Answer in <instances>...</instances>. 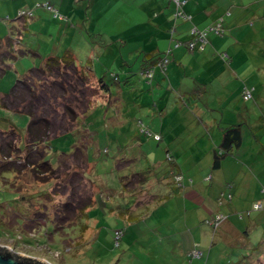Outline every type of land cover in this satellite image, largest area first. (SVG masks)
Segmentation results:
<instances>
[{"label":"rangeland","instance_id":"obj_1","mask_svg":"<svg viewBox=\"0 0 264 264\" xmlns=\"http://www.w3.org/2000/svg\"><path fill=\"white\" fill-rule=\"evenodd\" d=\"M7 3L8 0H0V5L4 6ZM40 8L45 9L41 12L42 18L38 14L35 17H31V21L35 19V23L32 25L33 29L31 32L22 36L23 45H20L22 42L17 40V29L12 27L14 21H4L2 17L6 16L7 13L0 10V38L7 35L8 37L13 36L15 38L13 40L14 49L32 46L40 53L38 55L24 53L11 61H6L8 68L6 72L0 74V95L1 93L10 91L17 79L29 72V66L41 65L43 64L44 57L56 54L51 50L54 43L60 47V50L65 48L63 46L71 44L68 37L69 34L66 32L68 29L65 22L60 19L54 20L49 10L44 7ZM37 9L39 8H35V10ZM249 9V11L254 10L251 6ZM262 20H255L254 24L250 25L252 26L251 29L257 28L255 35L251 34L248 29L242 28V23L234 26V28H226L223 34H214L219 39L226 38L232 34L231 38L233 40L238 39L240 40L239 42L246 40V43L243 44L244 51L241 54L239 52V55L234 58L235 63L238 65V76H233L234 79L227 82V89L221 84L219 87V84L215 81V85L213 86V101L219 104L223 101L222 95H225V93L232 95L235 88L241 83L243 85L244 82H247L255 87L251 99L244 100L240 96L239 91L237 98H233L229 103L216 107L215 111H218L222 106L230 109V111H233L232 106H236L238 111H264V19ZM66 22L68 25L70 24L67 19ZM110 22L112 23V21ZM99 23L98 19L89 21L86 27L99 25ZM90 34L91 36L86 35L85 37H81L78 40L79 42L73 44L77 53L78 64H81V62H84L85 65L88 64L86 58L89 55L92 56V65L95 67L96 72L104 75L107 73L105 78L108 84L111 83L110 91L102 90L96 92L97 102L95 106L98 104L99 106L91 110L103 111L100 123L90 122L91 128L93 131L96 130L97 133L92 142L87 143L89 147L88 152L95 165L88 176L93 179L95 175L96 178H99V182L93 184L90 180H86L82 176L79 177L75 173L77 168V170H82L81 167H85L86 165L85 162L78 160V157L73 156V158L61 155L59 163L54 170L55 176L52 179L54 187L52 186L50 189L52 192H63L64 196L70 198L72 196H81L82 194L86 197L90 195L88 193H94L97 201L90 212L89 221L91 227L86 234V240L81 243H75L73 250L75 254L70 251H64L67 260L62 254L59 255L58 250H52L40 244L30 245L13 240L16 233L20 231L19 228L24 225V218H30V210L27 207L24 215H22L23 210L20 211L21 206L17 205L18 199L16 196L21 194L22 191L24 192L26 188L32 187L33 190H37L40 184L43 185V189L47 188L46 184L48 181L46 180L50 179L51 176L37 174L31 167L26 166L27 164L24 162L25 158L19 156L20 152H18L14 143L17 135L12 130L7 131L12 126L21 129L22 138L19 144L23 145L25 143L24 132L30 121L29 115L0 107V165L5 162V152L15 149L17 152L14 156L17 155L18 158H13L12 162H15L13 164L20 170L18 172L19 177H17L18 182L16 181L17 190L11 188L12 186L9 182L5 185L0 176V244L6 245L7 250L13 252H22L27 255L44 258L51 264H55L50 260L51 257L49 256L51 255H54V258L61 262V264H237L240 260L238 255L233 259L227 258L231 250L230 244L220 241L219 238L212 243L213 229L211 226H209V236L206 244L204 242L198 243V240L201 239V223L191 221L195 223L194 227H180L181 230L173 227V224L177 223L180 215L186 212L185 209L189 210V214L195 212L199 214V211L190 210L188 206H185V208L181 206L176 208L178 211H170L171 217H169L168 211L163 210L165 217H162L163 215L160 216L156 210L157 206L152 205L155 201L150 200L147 202L149 203L147 206L143 205L144 207L140 210V213L138 212L139 210L133 212L134 215L139 213V219L131 221L129 213L132 212L126 213L127 216L125 218L123 214L119 213L118 208L115 207L116 204L121 203L123 208H127L132 204L130 203V199L134 198L128 189L125 191V187L119 188L121 186L120 175L125 176V181H129L130 175L135 168L140 170L145 166L150 167L149 165H152V157L150 155H153L155 152L157 155L165 158V149L161 148V145L164 143L158 140V137L155 136L157 139L153 138L142 131L146 132L148 128L152 131H163L164 128H167L176 132L180 129L176 127L177 124L182 127L184 126L186 129L189 126H194L196 125L195 122L179 121L180 116L178 114L185 107L190 108L189 111L201 113V107H206L204 103L206 101L204 97L201 99V95L198 97V94L194 100H190L186 96L182 99L172 89L174 87H162V85L157 84L159 74H157V78L152 82L146 76L140 74L141 57L138 55L140 47L138 46L139 43H137L138 45H133L132 40L137 39V41L143 42L146 36H131L129 41L124 43L125 37L123 38L117 35V33L110 34L106 31L99 35L92 31ZM65 38L66 43L63 45ZM90 40L93 41V44H91ZM47 45L49 46L48 49H46ZM101 46H104L102 50ZM230 47L231 45L228 44L227 48ZM220 53L221 51L217 54L221 58ZM111 71L119 72L123 79L126 77L124 76L125 73L130 72L129 78L131 84L126 82L128 85L125 88H121V91H118L117 82L113 83L114 79L110 78ZM190 71L191 73L184 77L186 86L195 87L200 90V87L192 84L194 80L190 76L194 70L190 69ZM54 76H49V80L51 81V78H55ZM61 78L58 76V79ZM77 88L81 90L84 89V86L80 84ZM80 90H72V87L65 86V89L59 90L60 92L57 91L60 100L56 102L70 101L73 106L78 107L79 111H81L86 104L84 98L89 94V90L87 88L84 89L86 95L79 92ZM26 93L25 95L29 96V92L26 91ZM123 115L126 116L125 119ZM5 117L7 120L3 119ZM191 117L197 119L194 115ZM49 118L53 120L52 116H49ZM138 119L144 122L145 130H142L143 127H140L141 122ZM162 121L163 128L160 124ZM173 125L175 127H172ZM122 127L125 130H131L123 134L126 135L124 137L118 135L121 133L119 129L123 130ZM115 135H118V138ZM137 135L141 136L144 140L143 147H140L141 151L138 144H133L134 139L135 141L137 139ZM78 143L79 136L73 132L53 135L47 140L46 154L49 156L50 162H55L58 152H70ZM9 144H12V147H9ZM104 148H107L106 152ZM148 151L154 153L149 154ZM33 152L36 154V150ZM164 162H166V159ZM96 164L98 165L97 167ZM76 166L80 167L75 168ZM166 166L169 169L170 163L166 162L164 169ZM95 171L99 172V175L102 174L104 179L108 178L109 182H104ZM15 175V172L10 171L6 174V178L13 180ZM161 184L165 186L164 189L166 188L167 191V185L165 183ZM94 186L96 187L93 188ZM151 186H156L157 189L160 187L156 179L151 181ZM118 189L124 194H119V196L112 195L113 193H117ZM31 194L33 196L39 195L38 192L35 193L34 191ZM53 203L54 201H52V205L56 206ZM132 207L130 208L132 209ZM5 210H10L13 214H8ZM40 220L43 221L42 219ZM46 221L53 224L52 220L48 219ZM70 227L72 228V232L79 231L77 224H73ZM116 228L124 230L119 245L116 244L114 238V230ZM192 233L197 236L196 240L190 238ZM254 235V242L257 244L261 240V231L256 230ZM4 236L9 238H4ZM252 246L254 247V244ZM195 251H202V256L198 257L194 255ZM255 251H257L256 248L253 251L250 250L254 255L256 254ZM215 252L216 255L214 256Z\"/></svg>","mask_w":264,"mask_h":264},{"label":"crops","instance_id":"obj_2","mask_svg":"<svg viewBox=\"0 0 264 264\" xmlns=\"http://www.w3.org/2000/svg\"><path fill=\"white\" fill-rule=\"evenodd\" d=\"M45 1L57 4L60 10L64 13H72L75 18L78 17L77 14L82 15L78 18L84 21L86 19L85 25L79 24L82 26V32L89 30L97 34L100 31H108L110 34L117 33L123 38L125 35L146 36L143 42L133 39V45L139 43L137 45L142 47L141 50L151 49L154 52H164L173 45L168 76L159 74L157 84L162 87H174L172 89L182 99L186 96L194 100L197 94L198 97L201 95V99L205 98L206 107H201V113L189 111L190 108L185 107L178 114L179 121L195 122L194 126L186 129L177 124L176 127L180 129L176 132L167 128L163 131H155L161 133L160 140L164 143L161 148L165 149V153L172 152L173 170L182 173L184 184L181 186L174 182L171 170L169 177L168 173L164 175L168 190L164 189L165 186L162 189L160 186L161 192L163 189L164 192L161 196L154 198L155 202L152 205L157 206L156 210L160 216L163 215V210H166L171 217L170 211H178L176 208L181 206L184 208L188 206L190 210L199 211V214L196 212L189 214V210L185 209L186 212L180 215L173 227L181 230L180 227H194L195 223L192 222L201 223V239L198 240L200 244L208 242L206 240L210 225L207 219L217 213H223L226 219L218 228L215 240L219 238L220 241H225L233 247L240 245L241 249H245V253H249L248 251L255 244L254 232L260 230L261 237L264 235V209L253 211L251 215L245 213L255 201H264L262 193L264 188V111H238L236 106H232L233 111L225 106L215 111L216 107L237 98L239 91L243 98L244 85L254 88V92L255 87L247 82L243 85L239 84L232 95L227 93L222 95L223 101L219 104L213 101L215 81L219 87L221 84L227 89V82L238 76V65L234 58L239 55V52L241 54L244 51L243 44L246 40L241 42L238 39L233 40L232 34L219 39L211 33L209 42L203 50L190 52L185 43L175 47L172 44L175 42L172 37L185 42L190 38L191 27L194 25L200 28L207 27L220 15H225L226 28H234L242 23V28L248 29L255 35L257 28L251 29L250 25H253L255 20L264 19L263 10L259 9L256 13H252L253 10L249 11L250 6H253L251 5L253 0H186L183 9L191 15V18L177 20L173 18L174 5L170 0H86L85 4L81 3L85 6V11L78 3L82 0L75 2L78 3L75 8L66 7L67 0H8L6 5H0V10L11 14L21 8L34 9L33 16L38 14L42 18L41 12L45 9L35 10V8L38 2ZM96 19L100 21L99 25L86 27L89 21ZM83 36V34L79 35L80 38ZM123 42L128 41L123 40ZM228 44L231 45L230 48H227ZM220 51H226L229 58L223 59L222 56L220 58L217 54ZM190 69L194 70L190 76L194 80L192 84H196L200 90L187 87L184 82V77L191 73ZM192 115L197 119L191 117ZM162 123L163 121L160 123L163 128ZM234 124L240 125L241 142L233 145L231 153L221 158L219 166L214 167L215 152L220 151L226 128ZM137 144L139 145L140 142ZM140 146L143 147L142 144ZM148 153L154 152L148 151ZM150 156L152 164L160 167L166 163L164 162L166 154L165 158L157 155L156 152ZM239 213H243L242 216ZM196 237L192 233L190 238L196 240ZM242 252L243 250H241L243 258ZM239 253L230 251L227 258L233 259L236 255L239 257L241 256Z\"/></svg>","mask_w":264,"mask_h":264},{"label":"trees","instance_id":"obj_3","mask_svg":"<svg viewBox=\"0 0 264 264\" xmlns=\"http://www.w3.org/2000/svg\"><path fill=\"white\" fill-rule=\"evenodd\" d=\"M78 0H67L66 1V7L69 8L71 6L72 8L77 7L78 3L79 6H82L85 11V6L81 5V3L85 4L86 0H82L78 3ZM173 5V18L175 20L177 19H190L191 15H189L186 11L183 9V4L186 2V0H180V4L177 3L175 0H170ZM251 7H253V12H258L261 7L264 8V0H253ZM37 8L44 7L52 14L54 20H62L65 22L67 30V34H69V41L71 44L65 45L63 50H60V47L54 43L52 45V52L56 54H50L47 57H44L43 64L37 65V66H29L28 69L29 72L22 77H19L15 84L12 86L10 91H7L5 93H1L0 95V107H3L4 109L19 112V113H26L30 117V121L26 127V131L24 132L25 135V143L19 144L22 138L21 129L12 126L7 131L12 130L16 135L17 139L15 140V146L18 152H20L21 157L25 158L24 162L27 164V167H31L33 171H35L37 174H44L46 176H51L50 179H47V188L43 189V185H39L38 189L40 190H33V188H26L25 191L21 192V194H18L16 198L18 199L17 205L21 206L20 211L23 210L22 215H24V211L27 207L28 210H30V218H24L23 222L24 225L19 228L20 231L16 233L15 238L13 237V240L16 242H22L27 243L30 245L33 244H40L43 247H48L52 250H58L59 255L62 254V256L65 258L64 251H70L73 253L74 251V245L76 242L81 243L82 241L86 240L87 233L90 230L91 224H90V212L92 208L95 206L97 199L94 196V193L90 192L86 197L83 196H72L71 198L68 196H64V193L60 192H52L51 187L53 184V178L55 176V169L56 166L59 163V159L62 156H68V157H78V160L81 162H85V167H81L82 170H77L75 173L80 177L82 176L86 178V180H90L93 182V184H97L99 182V178H96V176H93V179L88 176L89 172L95 167L93 164V159H91V156L88 152V145L87 143H91L92 139L95 138L97 131H93L91 128V123H100L101 121V113L103 111H91L92 109H96L98 105L95 106L97 102V91H110L111 83L108 84L105 76L107 73L101 74L97 73L95 67L92 65L93 57L88 56L86 59L88 61V64H84V62H81V64H78V57L77 53L73 47V44L79 42V35L83 34L85 37L86 35H90V31L86 30L82 32L81 28L82 26L79 24H86V19H78L82 15H78L77 18L72 15L70 12L64 13V11L60 10V7L57 4L52 3L51 1H45V2H38L36 4ZM263 13H264V9ZM34 9H18L17 13L16 11L9 14L7 13L6 16L2 17L4 21L12 20L14 21L12 23V27L14 29H17V40L22 42L20 45H23V35L29 34L31 32L32 25L35 23V21H31V17L34 15ZM178 11H182L186 16H178ZM230 12H228L229 14ZM13 15V17H11ZM66 19L70 22H66ZM222 19V25L224 27L223 33L226 31L225 26V15H220L213 23L208 25L207 27L200 28L196 25L197 29L204 30L207 29V34L205 43L202 48H200V43L198 42L197 33H193L192 27L190 29V38L187 41H183L182 39L173 38L172 44H174L175 47L180 46L176 45L177 41H180L183 45L187 46L188 42L190 40H196L197 45L195 48L191 49L187 46V48L190 51L194 50H203L207 43L209 42V35L211 33L217 34L215 32L209 31V28L213 25H216L220 20ZM193 26V27H194ZM105 32V31H104ZM103 32V33H104ZM222 33V34H223ZM97 34H102V32H98ZM67 38V37H66ZM66 38L63 40V45L66 43ZM92 38V37H91ZM125 41H129L130 37L125 36ZM15 38L13 36L8 35L6 37L0 38V74L6 72L8 68V64L6 61H11L14 58L18 57L20 54L24 53H32V54H40L38 50L34 49L32 46L26 47L23 46V48L14 49L13 48V40ZM68 40V38H67ZM93 40V39H92ZM91 44H93V41H91ZM71 45V46H70ZM48 45L46 49H48ZM142 48L141 46H139ZM104 48V46H101V50ZM139 48L140 53V59H141V65H140V74L147 77V79L152 82L155 78H157V74H160V76H168V67L169 63L171 61V53L173 50V45L168 47L164 52H154V50L151 49H144L141 50ZM144 48V47H143ZM107 50V49H106ZM97 51V50H96ZM222 58L228 59L229 54L226 51H222L221 53ZM90 62V63H89ZM2 63V64H1ZM129 74L125 73L124 76H126L124 79L121 78V74L119 72L111 71L110 78L114 79V82H117L118 84V91H121V88H125L128 84H131ZM55 78H51L52 80H49V76H53ZM58 76L62 77L61 79H58ZM63 79V80H62ZM65 80V82H64ZM128 82V84H126ZM82 84L84 86V89H88L89 94L84 98L86 104L84 108L79 111L80 109L76 106H73V104L70 101H59L58 92L61 89H65V86L72 87V90H76L80 88H77L78 85ZM46 85V86H45ZM245 88L252 90V97H253V89L252 87H249L247 85H244L243 91ZM84 89H81L79 92L84 93ZM128 89V88H127ZM126 89V90H127ZM159 90V89H158ZM29 92V96H26L25 94ZM58 91V92H57ZM123 91V90H122ZM242 91V92H243ZM83 95H86L85 93ZM121 95V92H120ZM57 98V99H56ZM244 98V97H243ZM245 99V98H244ZM251 99V98H250ZM249 100V99H245ZM59 103V104H58ZM40 111V112H39ZM48 111V112H46ZM49 116L53 117V120L49 118ZM124 119L126 116H124ZM6 119L7 118H3ZM142 119V118H141ZM138 121L141 122V126L143 127L142 130H145V124L142 120ZM91 122V123H90ZM89 123V124H87ZM98 126V125H96ZM123 128V127H122ZM130 129L125 130L123 128L119 129V132H121L120 136L124 137L126 135V132H130ZM156 131V130H155ZM154 130H150L149 128L145 131H142L143 133H146L148 136H152L153 138H156L155 135H160L159 139H161V133L155 132ZM66 132H73L78 134L79 136V143L76 144L73 149L70 152H58L56 154L55 162H50L49 156H47V140L57 134H63ZM118 135L117 136L118 138ZM133 136V135H132ZM135 137V136H133ZM157 139V138H156ZM242 134L239 124H234L226 128L224 141L221 144L220 151L215 152L214 160H213V166L217 167L220 164L221 158H223L225 155L231 153V148L233 145H238L241 142ZM144 141L141 136L137 135V139L133 144H137L140 142V144H143ZM139 144V148L141 147ZM9 147H12V144H9ZM138 148V149H139ZM105 152L107 151V148H104ZM34 150H36V154H34ZM142 150L141 148L139 149ZM104 151V150H103ZM17 151L15 149L5 152V162H3L0 165V176L3 179V183L7 185L9 184L12 186L11 188L16 189V183L18 182V172L20 171L19 168L14 165L12 162L13 158H18L17 155L14 156V154ZM143 153V152H142ZM66 156V157H67ZM20 158V157H19ZM74 158V157H73ZM17 161V159H16ZM12 162V163H11ZM166 162L170 163L169 169L166 166L164 169L166 163H163L160 167L156 164L149 165L150 167L145 166L143 169L132 171V174L130 175V180L125 181L123 175H120V181L121 186L119 188L125 187L129 190L131 193V196L134 198L130 199V204L127 208H123L121 203L116 204L115 207L118 208L119 213L123 214L126 218V213H129V218L131 221H135L139 219L138 216L140 213V210L143 209L144 206H147V202L150 200H154V198H157L161 196V190L160 188L157 189L156 186H151V181L153 179H156L161 186V189L164 185L161 183H165V177L168 173V177L170 176V171L172 177H174V182L178 185L183 186V175L181 172L173 170V164H174V157L172 155V152L167 151L166 152ZM164 165V166H163ZM82 166V164H81ZM98 165L96 164V167ZM10 171L15 172V178L13 180L7 179L6 174ZM81 171V172H80ZM96 174L104 181L109 182L108 178L104 179L102 174L99 175L97 171H95ZM101 173V172H100ZM75 175L77 178L78 176ZM17 181V182H16ZM72 181V180H71ZM163 181V182H161ZM192 181V180H191ZM73 182V181H72ZM123 184V185H122ZM54 187V186H53ZM94 186L93 188H95ZM78 189V187H77ZM76 189V190H77ZM32 191L35 193L38 192L39 195L33 196ZM19 192V191H18ZM42 193V194H41ZM262 193L264 194V188L262 189ZM62 194V195H61ZM124 194L121 192V190L118 189L117 193H113L112 195ZM231 196V195H230ZM52 201H54L52 205ZM155 201V200H154ZM9 202V201H8ZM109 203V202H108ZM260 204L259 207L256 205ZM144 205V206H143ZM133 206V207H132ZM48 208L46 210V208ZM132 207V209L130 208ZM264 209V201L258 200L253 203L250 209L246 210L245 213L248 215H251L253 211H259ZM139 210V211H138ZM6 211V210H5ZM134 211H138V214H133ZM8 214H13L12 211H6ZM144 212V211H142ZM116 213V212H114ZM220 213H217L213 215L211 218L207 219V223L212 227L213 229V241H215V236L217 234V230L222 224V222L226 219V215H224V218H222L221 221L218 222L216 220V215ZM243 213H239L240 216H242ZM21 215V214H20ZM42 219L43 221H41ZM52 220L53 224H51L49 221L46 220ZM42 224L44 225L42 227ZM73 224L78 225V230L75 232H72V228L70 227ZM21 226V225H20ZM70 228V229H68ZM117 230L122 231L121 237L117 238ZM248 232V229L246 230ZM124 234V230L122 228H116L114 230V238L116 241V244H120V240ZM3 238V237H2ZM4 238H9L7 236H4ZM231 246V245H230ZM256 248L257 251H255V255L250 252V250L253 251V249ZM258 248V249H257ZM241 250H243L242 253H244V257L242 258ZM248 252L245 253V249H241L240 245L233 247L231 246L230 251H237L240 252L239 255V262L237 264H264V235L261 237V240L257 242V244H254V247L252 246ZM69 252V254H70ZM9 253H11L9 251ZM78 253V252H77ZM75 254V253H73ZM203 252L198 257H201ZM51 257V262L55 264H61L58 260H56L54 255L49 256ZM67 260V258H65ZM247 259V261H246ZM26 260V259H24ZM35 263H41L39 260H35Z\"/></svg>","mask_w":264,"mask_h":264},{"label":"built area","instance_id":"obj_4","mask_svg":"<svg viewBox=\"0 0 264 264\" xmlns=\"http://www.w3.org/2000/svg\"><path fill=\"white\" fill-rule=\"evenodd\" d=\"M175 1H177L178 4H180V2H182L180 0H175ZM177 14H178V16H186L182 11H178ZM191 31L193 33H197L196 37L199 39L198 42L200 43V48H202L204 43H205V40H206V36L205 35L207 34V29L199 30V29H197V27L194 26V27H192ZM209 31L215 32L217 34H222L223 31H224V27L222 25V19L216 25L211 26L209 28ZM179 44H182V43L180 41H177L176 45H179ZM196 45H197V42H196V40H193V39L190 40L188 42V44H187V46L189 48H191V49L195 48ZM243 97L245 99L252 98V90L248 89V88H245V90L243 91ZM155 136L158 137V138L160 137V135H155ZM256 206L259 207L260 204H257ZM222 218H224L223 214L220 213V214L216 215V220H218L217 224H218L219 221L222 220ZM116 234H117V238H119L122 235V231L117 230ZM200 253H201V251H195L194 255H199Z\"/></svg>","mask_w":264,"mask_h":264},{"label":"water","instance_id":"obj_5","mask_svg":"<svg viewBox=\"0 0 264 264\" xmlns=\"http://www.w3.org/2000/svg\"><path fill=\"white\" fill-rule=\"evenodd\" d=\"M9 251L6 245L0 244V264H51L44 258L27 255L22 252L10 251L11 253H9ZM35 260H39L41 263H35Z\"/></svg>","mask_w":264,"mask_h":264}]
</instances>
